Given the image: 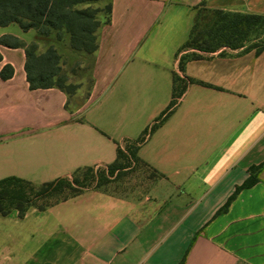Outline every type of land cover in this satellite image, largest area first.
Instances as JSON below:
<instances>
[{"label": "crops", "instance_id": "0c3cea01", "mask_svg": "<svg viewBox=\"0 0 264 264\" xmlns=\"http://www.w3.org/2000/svg\"><path fill=\"white\" fill-rule=\"evenodd\" d=\"M110 1L80 103V90L32 89L26 47L0 44V180L108 166L143 136L137 157L158 178L0 214V264H264V49L185 47L198 14H264V0ZM5 35L38 32L11 23ZM254 166L259 180L223 210Z\"/></svg>", "mask_w": 264, "mask_h": 264}, {"label": "trees", "instance_id": "16d2710c", "mask_svg": "<svg viewBox=\"0 0 264 264\" xmlns=\"http://www.w3.org/2000/svg\"><path fill=\"white\" fill-rule=\"evenodd\" d=\"M101 1L103 0H0V26L18 23L25 31L34 28L39 32V35L46 36L51 35L56 30L59 37L62 36V33L69 35L71 46L74 49L94 54L99 46L98 31L103 24L99 17L101 9L94 7V4ZM106 9L108 18L105 23H109L112 12L110 0H108ZM213 13L214 15L210 17L206 15L207 17L200 18V15H197L190 39L185 47H199L204 51H214L222 45H233L232 48H237L242 45V43L237 44L238 40L242 41V38L248 35L250 29L259 28V23L264 20V16L261 14L226 13L222 11H214ZM0 44L9 47H26L27 78L32 89L59 87L67 92L64 87L54 81L55 71L60 67L59 53L54 47H50L47 52H42L35 57L29 49V44L24 43L15 36L5 35L0 37ZM254 48H257V53H260L264 49V41L252 44L249 49ZM2 59L0 53V62ZM13 74L14 67L9 63L5 64L1 70L2 79H9ZM181 92L182 89L179 87L175 89L174 98L169 107L161 114L159 121H163L170 114L174 105L177 104ZM157 125L155 124L154 127H157ZM143 141L144 136L126 150L119 148L117 160L109 165L111 172L127 168L130 156L139 159L137 150L140 144L138 143ZM121 159L126 160V164H123ZM260 167L254 166L251 168L250 176L242 185L236 188L235 193L229 198L223 210L229 207L231 201L242 188L250 187L259 180ZM92 168L83 169L92 170ZM79 170L74 173L79 172ZM76 183H80L77 175L73 179L63 177L48 181L38 185V187L32 182L17 176L5 177L0 180V214H8L16 210L20 216H24L30 207L39 204L40 198H47L52 192L60 191L65 187L79 190V188H75ZM81 192L76 191L70 196L57 201L68 199ZM45 205L43 203L39 207L44 208ZM184 261L185 258L179 264H183Z\"/></svg>", "mask_w": 264, "mask_h": 264}, {"label": "rangeland", "instance_id": "374dc122", "mask_svg": "<svg viewBox=\"0 0 264 264\" xmlns=\"http://www.w3.org/2000/svg\"><path fill=\"white\" fill-rule=\"evenodd\" d=\"M107 3L108 0H103L94 4V7L101 9L99 17L102 23H105L108 18ZM261 15L264 16V14ZM262 41H264V20L262 23H259V28L254 30L250 29L248 35H245L242 41L238 40L237 44L240 45L242 43L241 46L237 48H232L233 45L226 47H231L232 50L243 51L244 49L248 50L252 44ZM50 47H54L59 53L60 67L55 71L56 76L54 77V81L64 87L70 96L80 90V94L75 99L77 103H80L89 93L92 84L93 53L90 54L74 49L71 46L69 35L62 33V36L59 37L58 31L56 30L49 36L39 35L38 32L35 40L29 44V49H31L35 57L39 56L42 52H47ZM221 47L223 46H220L219 49ZM254 49L256 50L257 48ZM216 50L218 48L213 52ZM208 53L210 54L211 51ZM134 144L133 142L127 143V146H125L128 148ZM121 162L126 164L127 161L121 159ZM127 164L129 165L127 168L117 169L113 172H111L109 165L95 167L92 170H79V172L73 173L69 177L70 179H73L75 175L79 177L80 183L75 184V188H79V190L65 187L60 191L50 193L51 195L48 194L49 196L47 198H40L39 204L57 201L70 196L76 191H85L88 189L104 188L118 194L146 190L148 184L158 178V174L154 170L135 157L130 156Z\"/></svg>", "mask_w": 264, "mask_h": 264}]
</instances>
